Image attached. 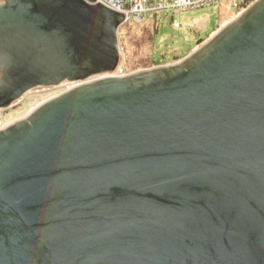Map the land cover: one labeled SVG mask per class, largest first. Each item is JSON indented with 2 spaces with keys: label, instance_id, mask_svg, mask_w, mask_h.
<instances>
[{
  "label": "water",
  "instance_id": "95a60500",
  "mask_svg": "<svg viewBox=\"0 0 264 264\" xmlns=\"http://www.w3.org/2000/svg\"><path fill=\"white\" fill-rule=\"evenodd\" d=\"M0 0V264H264V0L181 60L111 73L124 15Z\"/></svg>",
  "mask_w": 264,
  "mask_h": 264
},
{
  "label": "rangeland",
  "instance_id": "374dc122",
  "mask_svg": "<svg viewBox=\"0 0 264 264\" xmlns=\"http://www.w3.org/2000/svg\"><path fill=\"white\" fill-rule=\"evenodd\" d=\"M218 10L211 6L184 11L166 9L139 24L124 22L117 32L119 63L129 73L181 60L242 12L229 8L227 14H221ZM149 57L152 66L146 64ZM59 93V88L26 92L4 112L0 129Z\"/></svg>",
  "mask_w": 264,
  "mask_h": 264
},
{
  "label": "built area",
  "instance_id": "2783aa9c",
  "mask_svg": "<svg viewBox=\"0 0 264 264\" xmlns=\"http://www.w3.org/2000/svg\"><path fill=\"white\" fill-rule=\"evenodd\" d=\"M255 1L256 0H94L93 3H100L110 10L123 14V23L126 21H132L136 24H139L144 22L147 17L155 16L157 12L166 9H178L184 11L209 6L219 8L223 2H226L229 5L230 9L238 10V12H240ZM127 73L128 72L125 71L123 65L118 62V65L113 72L91 77L87 81L94 80L103 76H122ZM80 83L81 82H63L58 86L50 88H59L60 93H62L75 87L76 85H79ZM16 102H14L10 107L14 106ZM10 107L0 109V121L4 117V112Z\"/></svg>",
  "mask_w": 264,
  "mask_h": 264
},
{
  "label": "crops",
  "instance_id": "0c3cea01",
  "mask_svg": "<svg viewBox=\"0 0 264 264\" xmlns=\"http://www.w3.org/2000/svg\"><path fill=\"white\" fill-rule=\"evenodd\" d=\"M218 9L219 13L227 14L229 12V5L226 2H223Z\"/></svg>",
  "mask_w": 264,
  "mask_h": 264
},
{
  "label": "trees",
  "instance_id": "16d2710c",
  "mask_svg": "<svg viewBox=\"0 0 264 264\" xmlns=\"http://www.w3.org/2000/svg\"><path fill=\"white\" fill-rule=\"evenodd\" d=\"M146 36H147V38L150 37V40L152 39V35H151V34L148 33ZM146 64L152 66V62H151V60H150V57L147 59ZM138 65H140V64H138ZM137 67H139V66H137Z\"/></svg>",
  "mask_w": 264,
  "mask_h": 264
}]
</instances>
